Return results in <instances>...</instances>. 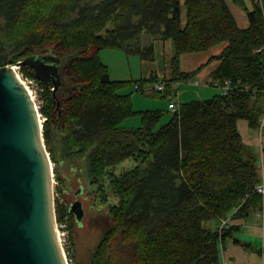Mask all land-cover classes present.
<instances>
[{
    "label": "trees",
    "instance_id": "obj_1",
    "mask_svg": "<svg viewBox=\"0 0 264 264\" xmlns=\"http://www.w3.org/2000/svg\"><path fill=\"white\" fill-rule=\"evenodd\" d=\"M232 1L245 12L246 28L237 25L225 0H185L184 26L180 0H0V66L34 55L61 59L55 91L21 66L44 88L39 110L56 176L61 161L85 156L89 182L103 198L106 190L117 197L108 205V228L83 260L71 202L56 205L57 220L70 222L79 264H216L236 229L219 230V219L258 209V154L243 141L237 121L257 130L264 112V0ZM142 34L152 40L142 43ZM157 39L173 44L168 81H188L205 65L182 71V54L223 43L210 57L219 60L210 76L228 80L232 89L181 102L179 110L167 107L171 115L163 124V109L135 110L131 93L120 90L157 76L114 80L99 51L120 49L154 60ZM157 95L168 98L170 89ZM136 114L139 125L125 126ZM128 158L136 164L115 172Z\"/></svg>",
    "mask_w": 264,
    "mask_h": 264
},
{
    "label": "water",
    "instance_id": "obj_2",
    "mask_svg": "<svg viewBox=\"0 0 264 264\" xmlns=\"http://www.w3.org/2000/svg\"><path fill=\"white\" fill-rule=\"evenodd\" d=\"M21 65L54 91L60 85L61 59L50 54L0 66V264H67L57 231L53 162L39 107L15 70ZM69 207L81 225L82 202Z\"/></svg>",
    "mask_w": 264,
    "mask_h": 264
},
{
    "label": "rangeland",
    "instance_id": "obj_3",
    "mask_svg": "<svg viewBox=\"0 0 264 264\" xmlns=\"http://www.w3.org/2000/svg\"><path fill=\"white\" fill-rule=\"evenodd\" d=\"M247 5L248 8H251L249 2ZM231 8L233 11L240 9L237 5L234 4L231 5ZM240 10L242 11V9ZM151 40V36L147 34L141 35L142 43L147 44ZM222 46L223 43L216 45L213 48L211 47V49L209 48L205 51L184 53L181 56L180 67L184 70H193L194 68L196 69L197 67H200L202 63H204V61L211 54H213L215 51H218ZM154 47V60H141L137 55H129L126 54L123 50L109 48L102 49L101 51H99V57L103 61V63L108 66L110 77L114 80H138L142 77L145 78L149 75V73L155 74L157 76L156 79H163L164 76L169 75L170 72L169 60L174 52L173 44L170 39H157L154 41ZM21 66H17L16 70L19 72V74L24 80L32 81L30 87L35 92V101L40 109L44 105V88L35 78L25 75L21 70ZM204 66H202L201 69L194 76L199 79L201 83L202 81H204L201 73ZM191 79L194 78L192 77ZM190 80H180L182 81V85L179 89V96L181 102H187L194 99H206L211 97L213 94L219 93L221 91L219 88L211 84L203 83L199 85H192V83H189ZM135 82H131L129 84L127 83L120 90V92L131 93L133 108L135 110L159 108L163 109L164 111L160 124L165 123L171 115V111H167L168 98H162L157 95L162 93L151 91L148 89L152 84V80H144L141 82V85L143 86V91L135 90ZM185 92H188L189 95L186 96ZM133 95L140 96L139 98L145 101L134 100ZM42 119L43 121H45L46 117L42 115ZM139 123L140 117L137 114L127 118L124 121V125L126 124L128 126H137L139 125ZM135 164L136 161L134 159L128 158L120 164L116 165V167H114V171L119 172L121 169H129L132 168ZM53 167H56V163L54 162ZM57 172L59 174L60 179H58L55 172L53 176L55 208L57 204L64 205L66 204V202L69 203L72 202L74 199L76 200L78 198H80V201L82 202V207L84 210L82 224L77 225L75 220H72V223L73 229L75 231L74 238L77 254L78 257L83 260L84 257L87 256V254L92 251V249L97 245L100 236L108 228L110 220L108 213V205H110L111 203H115L117 201V197L109 190H106V196L103 198L102 194L96 190V186L89 182L87 171V159L85 156H80L74 160L69 159L61 161L58 165ZM61 188L65 190L64 193ZM79 189L81 190L79 191ZM66 190L68 191L67 193ZM93 191H95V193H93ZM259 209L260 205L257 209V214ZM61 222L65 224L68 230L70 249L73 252V248L71 246L70 241V222L67 217H64L59 221L57 220V223ZM259 241L262 242V239L260 240L259 238Z\"/></svg>",
    "mask_w": 264,
    "mask_h": 264
},
{
    "label": "crops",
    "instance_id": "obj_4",
    "mask_svg": "<svg viewBox=\"0 0 264 264\" xmlns=\"http://www.w3.org/2000/svg\"><path fill=\"white\" fill-rule=\"evenodd\" d=\"M184 1L185 0H180L182 26H184L186 22V6ZM225 2L227 3L237 25L240 28H246L248 26V20L246 18L245 12L243 10L241 11L240 7H239L240 9L237 8L239 10L233 11L231 8V5L234 4L232 0H225ZM223 47L224 44L218 51H215L204 61V63H202L205 64L201 72L204 81H202L201 83L199 79L193 77L194 79L191 80L189 79L190 80L189 83H192V85H199L203 83L210 84L211 82L210 74L213 71V69L219 64L218 59H210V57L217 55L222 50ZM181 70L192 71V70H184L182 68ZM151 74L152 73H149V75L146 76L145 78H148ZM167 76L169 75H166L164 77ZM118 80H127V79H118ZM195 80H199V84H194L193 82ZM188 95L189 94L187 92L186 96ZM139 97L140 96L133 95L134 100L145 101L143 99H140ZM167 107H168V103H167ZM125 126L134 127L135 125L128 126L125 124ZM237 127L239 133L242 136L243 141L246 144L252 146L259 155L258 166L260 160H262L264 163V134H262L261 137H259L256 130L250 129L248 122L245 119H239L237 121ZM232 225L236 226V229L233 231L232 237L225 239L224 242L222 243L220 248L221 250H220L219 260L216 264H264L261 253L262 250L264 249V219H262L257 214V210L251 212L247 216H241V217L233 216ZM259 238L260 240L262 239V242L259 241Z\"/></svg>",
    "mask_w": 264,
    "mask_h": 264
},
{
    "label": "built area",
    "instance_id": "obj_5",
    "mask_svg": "<svg viewBox=\"0 0 264 264\" xmlns=\"http://www.w3.org/2000/svg\"><path fill=\"white\" fill-rule=\"evenodd\" d=\"M19 74V72H18ZM20 78L23 80L24 84L30 91L33 98L35 97V92L31 89L30 84L32 81H26L24 80L21 75L19 74ZM180 80L175 81H168L166 79H154L152 80L151 86L148 88L151 91L164 93L167 89H170V95L168 97V108L170 110H179L181 102H180V96H179V89L181 86ZM194 84H199V80H195L193 82ZM210 84L213 86L219 88L221 90V93L226 94L229 92V90L232 89V86L230 85V82L228 80H224L223 82L219 81H211ZM135 90L143 91V86L140 82L134 83ZM264 127V112L259 118V125L257 128L258 136L261 137L262 135V129ZM261 146V144H260ZM259 181L254 187V191L261 196L260 199V209L258 211V215L264 219V163L262 160L259 161ZM249 194H246V197H248ZM232 225V218L231 216L221 217L219 219L218 229L228 228ZM57 231H58V238L61 243L65 260L67 264H79L70 249V243H69V235L68 230L63 222L57 223Z\"/></svg>",
    "mask_w": 264,
    "mask_h": 264
},
{
    "label": "flooded vegetation",
    "instance_id": "obj_6",
    "mask_svg": "<svg viewBox=\"0 0 264 264\" xmlns=\"http://www.w3.org/2000/svg\"><path fill=\"white\" fill-rule=\"evenodd\" d=\"M64 192H65V190H64ZM67 192H68V191L66 190V193H67ZM79 195H81V194H79ZM75 198H76V197H75ZM77 198H78V196H77ZM78 199L80 200V198H78ZM74 200H75V199H74ZM74 200H73V201H74Z\"/></svg>",
    "mask_w": 264,
    "mask_h": 264
},
{
    "label": "bare ground",
    "instance_id": "obj_7",
    "mask_svg": "<svg viewBox=\"0 0 264 264\" xmlns=\"http://www.w3.org/2000/svg\"><path fill=\"white\" fill-rule=\"evenodd\" d=\"M15 70H16V67H15ZM17 71V70H16ZM17 74H18V71H17ZM19 75V74H18ZM34 99H35V97H34ZM42 118V117H41ZM42 121H43V119H42Z\"/></svg>",
    "mask_w": 264,
    "mask_h": 264
}]
</instances>
